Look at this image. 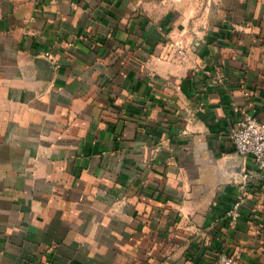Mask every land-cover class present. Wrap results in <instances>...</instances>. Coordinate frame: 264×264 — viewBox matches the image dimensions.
Masks as SVG:
<instances>
[{"label":"crops","instance_id":"crops-1","mask_svg":"<svg viewBox=\"0 0 264 264\" xmlns=\"http://www.w3.org/2000/svg\"><path fill=\"white\" fill-rule=\"evenodd\" d=\"M163 2L0 0V264H264V0Z\"/></svg>","mask_w":264,"mask_h":264},{"label":"built area","instance_id":"built-area-1","mask_svg":"<svg viewBox=\"0 0 264 264\" xmlns=\"http://www.w3.org/2000/svg\"><path fill=\"white\" fill-rule=\"evenodd\" d=\"M182 52V44H178ZM264 101V99H263ZM228 136L236 153L242 157L250 156L259 171H264V118L243 111L238 119L230 126ZM243 200L240 193L225 210L223 216L229 225H233L239 217V209ZM218 219V218H215ZM232 255L223 251L218 252L212 264H233Z\"/></svg>","mask_w":264,"mask_h":264},{"label":"rangeland","instance_id":"rangeland-1","mask_svg":"<svg viewBox=\"0 0 264 264\" xmlns=\"http://www.w3.org/2000/svg\"><path fill=\"white\" fill-rule=\"evenodd\" d=\"M221 1V2H220ZM223 0H165L161 4L164 8H173L177 18H183V21L199 26L203 19L208 18L216 7Z\"/></svg>","mask_w":264,"mask_h":264}]
</instances>
